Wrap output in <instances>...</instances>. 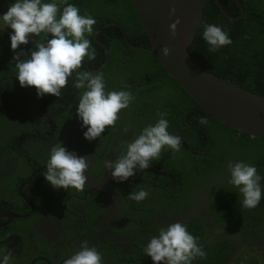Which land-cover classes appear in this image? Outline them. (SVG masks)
<instances>
[{
  "label": "trees",
  "instance_id": "trees-1",
  "mask_svg": "<svg viewBox=\"0 0 264 264\" xmlns=\"http://www.w3.org/2000/svg\"><path fill=\"white\" fill-rule=\"evenodd\" d=\"M221 1L229 15L224 13L216 0H210L195 40L189 48L190 53L202 68L264 95V0H240L244 13L238 19L234 18L241 13L238 1ZM12 2L14 0H0V13L6 12ZM67 2L77 6L81 15H91L96 19L94 32L87 36L91 47L95 49V58L91 61L85 58L81 68L76 71L103 75L106 91H111L113 80L120 77L122 83L125 81L122 87L130 91L134 98L149 100L150 105L156 106L155 115L149 119H160V114H163L169 121L170 133L185 134L187 137L181 138L179 151L162 149L161 155L148 169L118 183L116 196L123 201V215L129 222L136 224L133 227L132 246L139 250L141 244L138 238L148 240L158 234L161 227L180 222L198 238V244L206 253V258L197 257L193 264H264V196L256 208H243L241 204L239 206L242 197L238 189L229 183L230 172L227 168L229 161L243 160L255 165L258 174L264 177V137H251L248 133L210 118L199 108V103L166 70L156 55L144 48L150 46V41L130 0ZM62 7L61 5V10ZM207 24H217L226 29L232 44L216 52H209L208 45L202 38ZM11 31L7 27L0 29V136L8 134L0 137V176L9 168L7 160L11 159L8 154L6 156L8 151L12 152L14 161L20 162V167L12 175L4 192L0 193L1 196L10 195L12 187L15 191L17 185L34 169L46 165L53 146L44 147L42 138H69L72 146L79 139L76 147L94 143L84 141L82 131L76 133L74 138L73 135H62V130L69 128L68 125L75 119L76 105L83 91L73 86L71 78L61 89L59 97L51 94L38 97L34 86L21 87L16 79V61L13 58L19 54L20 59H27L36 42L45 41V34L41 33L39 37L33 35L28 44L12 50L9 39ZM131 44L137 46L133 47ZM134 55L146 59L147 66L141 70L130 66L128 61ZM114 72L119 75H112ZM136 78L139 79V84H135ZM137 100L130 102L129 107L135 102L130 110L135 112L146 109L147 104L142 105ZM14 101L16 107L13 105ZM148 107L152 110L151 106ZM128 108L122 110L127 111ZM123 114H118L114 125L106 126L101 139H107L117 129H120L119 136L122 135L120 125L123 123ZM202 120L205 122L202 123ZM36 133L37 138L30 136L23 143L19 142V138L24 135ZM60 142L63 141H57ZM127 143L122 144V148L119 147L113 160L125 153ZM116 144H119L118 140ZM65 147L77 153L72 147ZM195 151L202 153L196 154ZM180 152L187 157L184 168L175 163L176 154L179 155ZM96 153L108 156L109 150L102 145L101 152L97 149ZM97 157L100 164L92 170V175L101 179V167L104 168L106 163L100 156ZM45 170L46 168L38 174L43 176ZM173 175L176 178L175 184L171 181ZM261 183L264 185V180ZM33 188L34 184L30 189L36 193ZM141 188L149 192L145 200L137 202L128 198L130 192ZM221 189L228 191L230 200L221 196ZM186 191L190 192V196L185 201ZM199 192L201 197L191 203V197ZM48 200L54 201L49 195ZM173 202L180 208L172 209ZM237 208L240 216L234 215ZM96 215L98 214L95 213ZM210 233L212 237L209 238ZM116 243L117 241L111 240L99 252L102 264H129L128 258L121 260L122 257H128L129 253L123 252L121 247L115 248ZM107 248L114 253L117 259L115 262L104 259ZM69 252L65 259L74 250ZM56 262L60 263V260L54 261Z\"/></svg>",
  "mask_w": 264,
  "mask_h": 264
},
{
  "label": "clouds",
  "instance_id": "clouds-1",
  "mask_svg": "<svg viewBox=\"0 0 264 264\" xmlns=\"http://www.w3.org/2000/svg\"><path fill=\"white\" fill-rule=\"evenodd\" d=\"M175 12L174 7L170 9L171 15H175ZM179 23L177 18L169 26L173 36ZM95 24V17L81 15L77 6L67 0H14L6 12L0 13V29H12L9 33L12 50L28 44L33 35L39 37L44 33L46 37L44 42H36L27 59H20L19 54L13 58L16 61V79L21 87L34 86L38 97L45 94L59 97L61 89L71 78L76 89H83L76 105V114L82 122L81 127L86 129L83 136L89 141L100 137L106 126L114 125L121 110L127 109L133 100L130 91H106L103 75L76 71L81 68L85 58L88 61L95 58V49L87 38L94 32ZM202 38L209 52L232 44L227 30L217 24L205 25ZM161 51L164 56L170 54L167 46ZM160 116L126 144L123 155L106 162L113 179L126 181L137 170L148 169L149 162L155 161L162 149L169 148L173 152L180 150L181 137L170 133L169 121L163 114ZM88 167V156H79L60 142L51 148L43 176L57 190H82L86 184L85 172ZM227 168L230 172L229 183L238 189L242 197L241 206L256 208L264 196V185L261 183L264 177L258 174L257 167L237 160L229 161ZM148 196L149 192L145 188L128 194L130 200L137 202ZM197 241L198 238L187 230L185 224L175 222L161 227L158 234L151 236L143 252L153 264H193L197 257L206 258L205 251ZM0 264H12L10 255H5L3 250H0ZM63 264H102V257L95 246L83 240Z\"/></svg>",
  "mask_w": 264,
  "mask_h": 264
},
{
  "label": "flooded vegetation",
  "instance_id": "flooded-vegetation-1",
  "mask_svg": "<svg viewBox=\"0 0 264 264\" xmlns=\"http://www.w3.org/2000/svg\"><path fill=\"white\" fill-rule=\"evenodd\" d=\"M131 45L133 47L137 46ZM139 101L142 105L145 103L151 106L152 110L145 105L146 109L134 112L130 109L135 102L131 104L132 106L127 111L121 110L124 113L123 123L120 125V128H122L121 136H119L120 129L111 132L107 139L103 140L100 136L92 140L94 143H88L91 145L90 150H78L76 146L79 141H75L76 144L72 146L73 150L77 151L76 154L79 156H88L89 161V167L85 172L87 180L82 190L74 188L57 190L53 187L50 189L51 185L45 180L44 176L38 174L46 168V165H43L34 169L30 177L27 175L26 179L17 185L15 191L12 187L10 195H0V250H3L5 255H10L12 264H63L65 256L70 253L69 251H75L83 240H87L89 245L95 246L98 252L102 251L111 240L117 241L114 247H121L123 252L129 253L127 254L128 257H122L121 260L128 258L127 262L129 264H153L151 258L143 252V247L149 239L138 238L141 244L139 250L137 247L132 246L133 227L136 224L125 218L122 212L123 201L116 196V187L118 183L123 181L113 179L111 170L107 169L106 166L101 167V179H97L92 175V170L100 164L97 156H100L105 163L112 161L113 157L117 156L119 147L122 148V144L130 142L135 136L139 135L140 130L151 120L149 119L150 116L155 115V105H150L149 100L146 99L137 100V102ZM13 105L16 107L15 101ZM74 118V121L68 125L69 128L62 130V135H73L74 138L76 133L86 130L81 127L82 122L77 118L76 112ZM30 136L33 138L38 137L37 133L24 135L19 138V142L23 143ZM178 136L187 139L185 134ZM60 139L63 143L66 141L68 144L70 143L69 138L64 137L42 138L41 142L44 147H51ZM116 140L119 144H116ZM102 145H104V148H108V156L96 153L97 149L101 152ZM195 153L201 154L202 151H195ZM7 154L11 160H7L9 168L0 176V193L4 192L12 175L20 167V162L14 161L11 155L12 152L8 151L6 156ZM176 155L178 157V154ZM152 162H149L150 165ZM35 163L39 164V162ZM138 172L140 171L137 170L136 173ZM171 181L175 184L176 178L174 175ZM32 184L35 185L33 190H36V193L31 192L30 186ZM188 194L189 191H186L185 201ZM48 195L54 201H49ZM221 196L228 200L231 197L225 189H221ZM95 199H97V202ZM172 204L174 205V202ZM177 208H180V206L176 207L174 205L172 207V209ZM95 213L98 215L95 216ZM234 215L240 216L238 208ZM174 218L177 219L176 216ZM208 237L212 236L209 234ZM62 247L63 249H61ZM63 250H65V253H63ZM105 254L104 259H110L112 262L117 260L109 248H107ZM57 260H60V263H54Z\"/></svg>",
  "mask_w": 264,
  "mask_h": 264
},
{
  "label": "water",
  "instance_id": "water-1",
  "mask_svg": "<svg viewBox=\"0 0 264 264\" xmlns=\"http://www.w3.org/2000/svg\"><path fill=\"white\" fill-rule=\"evenodd\" d=\"M153 52L166 70L199 103V108L210 118L217 119L251 137H264V95L233 80L202 68L192 57L190 46L195 40L210 0H130ZM241 13L244 7L237 0ZM229 15L221 0H216ZM175 8V15L170 9ZM179 19L173 36L170 24ZM167 46L170 54L164 56Z\"/></svg>",
  "mask_w": 264,
  "mask_h": 264
},
{
  "label": "rangeland",
  "instance_id": "rangeland-1",
  "mask_svg": "<svg viewBox=\"0 0 264 264\" xmlns=\"http://www.w3.org/2000/svg\"><path fill=\"white\" fill-rule=\"evenodd\" d=\"M139 53H142V52H140L139 51ZM135 56V55H134ZM146 62H147V60L146 59H143V58H140V57H134V58H132L131 60H129V65L130 66H132L133 68H135L136 70H141V69H143L144 67H146L147 65H146ZM112 75H119L118 73H116V72H114V74H112ZM119 79H121L120 77H115V79L113 80V82H112V84H111V91H119V90H126L125 89V87L123 88L122 87V84L123 85H125V81H123V83L119 80ZM135 82H136V84H139V79H135ZM138 99V98H137ZM136 98H133V101H135V100H137ZM158 119H153V120H151V123H155L156 121H157ZM8 134H6V136H7ZM5 136V137H6ZM18 139V138H17ZM71 140V139H70ZM77 141V140H76ZM78 141H80L79 139H78ZM84 141H86L87 142V140L86 139H84ZM71 142H72V140H71ZM64 145L65 146H67V147H69V148H71L72 147V145H71V143L70 144H68L67 143V141L64 143ZM90 147H91V145L90 144H88V143H86L85 145H81V146H79L78 147V150H90ZM175 163H176V165L177 166H179L180 168H184L185 167V165H186V163H187V157L186 156H184V155H182L181 154V152H180V154L178 155V157H177V159L175 160ZM32 173H33V171L30 173V175L28 176V177H30L31 175H32ZM189 194H190V192H189ZM188 194V197L190 196ZM201 193L199 192V193H195L192 197H191V203H193V202H195L196 200H198L200 197H201ZM212 233H210V235H211ZM212 236V235H211Z\"/></svg>",
  "mask_w": 264,
  "mask_h": 264
}]
</instances>
